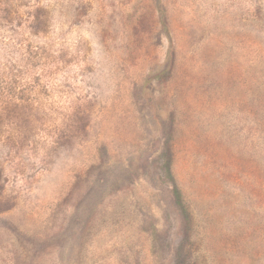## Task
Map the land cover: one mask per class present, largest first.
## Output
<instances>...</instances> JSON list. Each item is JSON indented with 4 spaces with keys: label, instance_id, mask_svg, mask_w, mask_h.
I'll use <instances>...</instances> for the list:
<instances>
[{
    "label": "rangeland",
    "instance_id": "rangeland-1",
    "mask_svg": "<svg viewBox=\"0 0 264 264\" xmlns=\"http://www.w3.org/2000/svg\"><path fill=\"white\" fill-rule=\"evenodd\" d=\"M0 264H264V0H0Z\"/></svg>",
    "mask_w": 264,
    "mask_h": 264
},
{
    "label": "trees",
    "instance_id": "trees-1",
    "mask_svg": "<svg viewBox=\"0 0 264 264\" xmlns=\"http://www.w3.org/2000/svg\"><path fill=\"white\" fill-rule=\"evenodd\" d=\"M175 195H177L178 202H180V196H178V191L175 189Z\"/></svg>",
    "mask_w": 264,
    "mask_h": 264
}]
</instances>
